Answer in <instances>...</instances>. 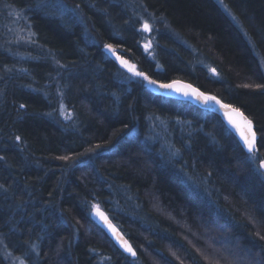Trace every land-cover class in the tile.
I'll list each match as a JSON object with an SVG mask.
<instances>
[{
  "label": "trees",
  "instance_id": "trees-1",
  "mask_svg": "<svg viewBox=\"0 0 264 264\" xmlns=\"http://www.w3.org/2000/svg\"><path fill=\"white\" fill-rule=\"evenodd\" d=\"M102 42L242 110L255 161ZM262 73L264 0H0V264H264Z\"/></svg>",
  "mask_w": 264,
  "mask_h": 264
},
{
  "label": "snow or ice",
  "instance_id": "snow-or-ice-1",
  "mask_svg": "<svg viewBox=\"0 0 264 264\" xmlns=\"http://www.w3.org/2000/svg\"><path fill=\"white\" fill-rule=\"evenodd\" d=\"M143 30L150 31V25L148 23H145L143 25ZM147 47H150V45H146V48ZM105 48L109 52H114L113 46L111 44H106ZM117 59H119V57H117ZM121 64L127 67L128 71L133 72L134 75L140 76L144 80H148L149 84H157L156 80L149 79V77L144 75L143 73L134 71V66L128 65L126 61H121ZM158 87L163 89H171L176 92H182L184 96L194 95L197 99H203L205 102L214 101L216 104H219L220 107L225 110V115L227 116L229 123L232 125L233 128H235L238 131L244 146L246 147L248 153L250 154V159L255 161L256 133L253 131V123L251 120L247 118V116L244 115V113L240 111L239 108H235L228 104H223L219 100H217L216 97L214 96H206L204 95V93L198 92L196 89L192 88L191 85H179L177 82H172V83H160L158 84ZM258 87H264V86H258ZM65 159L67 158L65 157ZM259 168L261 170H264V160L260 161ZM261 174L264 175V172H262ZM261 238L264 239V237ZM124 247L126 251L135 255L131 246L128 245L126 241L124 242Z\"/></svg>",
  "mask_w": 264,
  "mask_h": 264
},
{
  "label": "water",
  "instance_id": "water-1",
  "mask_svg": "<svg viewBox=\"0 0 264 264\" xmlns=\"http://www.w3.org/2000/svg\"><path fill=\"white\" fill-rule=\"evenodd\" d=\"M107 52L109 54H112L116 58L119 57V59H117L118 61H120V62L121 61H126L128 65L133 66L132 63L128 62L125 58L120 57V55H118L116 52H109V51H107ZM134 70H135V68H134ZM172 82H177L179 85H191L192 88L196 89L198 92L204 93V95H206V96H214L212 94H209V93H206V92L202 91L201 89H199L195 85H193V84H191V83H189L187 81L180 80V79H176V80H172V81H168V82H164V83H172ZM158 84H160V83L157 82V84H149V86L151 85L152 90L154 92H156V93L165 94V95H171V96L177 97L178 99H183V100H188V101L191 100L198 107L208 109L211 112L219 115L221 117V119L223 120V122L225 123V125L235 135H237V137L239 138V141L241 143V146H243L246 149V147L243 144V141L240 138V135H239L238 131L235 128H233L232 125L229 123L228 118L225 115V110L222 109L219 104H216L214 101L205 102L203 99H197L194 95H192V96H184L182 94V92H176V91L171 90V89L160 88V87H158ZM214 97H216V96H214ZM216 99L219 100L223 104H228V103H225L222 100H220L218 97H216ZM228 105H230V104H228ZM235 108H237V107H235ZM240 111L242 113H244L242 110H240ZM244 115L247 116L245 113H244ZM253 131H254V129H253ZM256 146H257V137H256ZM92 216L96 220V222L101 226L102 230L105 231L107 236L112 240V242L115 244V246L118 249H120L123 253H126L128 255H132V253L126 251V249L124 247V242L125 241L127 242L128 245H130L128 240L124 237L122 232L111 221V219L107 216V214L102 209L95 208L93 213H92ZM131 248H132V246H131ZM132 250H133V248H132ZM133 252H134V250H133Z\"/></svg>",
  "mask_w": 264,
  "mask_h": 264
},
{
  "label": "bare ground",
  "instance_id": "bare-ground-1",
  "mask_svg": "<svg viewBox=\"0 0 264 264\" xmlns=\"http://www.w3.org/2000/svg\"><path fill=\"white\" fill-rule=\"evenodd\" d=\"M22 39H23V37H21ZM174 41H176L175 39H174ZM178 43H180L179 41H178ZM106 44H110V43H107V42H102L101 43V46H102V48H103V50L105 51V52H107L108 50L105 48V45ZM113 46V45H112ZM116 48V47H115ZM114 47H113V49H114V52H116L118 55H120V57H122V58H124V56L117 50V49H115ZM108 53V52H107ZM109 54V53H108ZM127 60V59H126ZM128 61V60H127ZM128 62H130V61H128ZM131 63V62H130ZM133 64V66H134V68H135V70L134 71H137L136 70V65L134 64V63H132ZM125 67V66H124ZM262 76H263V79H264V73H262ZM173 80H176V79H173ZM181 80V79H180ZM172 81V80H171ZM158 83H164V82H162V81H157ZM146 84L149 86V83H148V81L146 82ZM150 87V89H151V91L152 92H154L153 90H152V88H151V85L149 86ZM154 93H156V92H154ZM156 94H159V93H156ZM160 95H163V96H165V97H167V98H171V99H176V100H178V98L177 97H174V96H171V95H165V94H160ZM190 102H192L191 100H189ZM193 103V102H192ZM202 109H205V108H202ZM206 110H208V109H206ZM208 111H210V110H208ZM211 112V111H210ZM213 113V112H212ZM249 119V118H248ZM229 129V128H228ZM254 129V128H253ZM230 130V129H229ZM231 131V130H230ZM254 131H255V129H254ZM232 132V131H231ZM233 133V132H232ZM256 133V132H255ZM234 134V133H233ZM234 136L236 137V140L238 141L237 143L240 145L241 143H240V141H239V138L237 137V135H235L234 134ZM256 137H257V135H256ZM243 147V146H242ZM243 149H245L244 147H243ZM256 149H257V146H256ZM246 150V149H245ZM247 151V150H246ZM248 152V151H247ZM261 161V160H260ZM260 161H259V163H260ZM258 168H259V164H258ZM259 170L261 171V173L262 172H264L263 170H261L260 168H259ZM95 208H100V209H102V207L101 206H98V205H95V206H93L92 208H91V217H92V219L96 222V220L93 218V216H92V213H93V211H94V209ZM106 214H107V216L110 218V216L108 215V213L104 210V209H102ZM111 219V218H110ZM111 221L114 223V221L111 219ZM97 223V222H96ZM98 224V223H97ZM115 225H116V223H114ZM99 225V224H98ZM100 226V225H99ZM117 226V225H116ZM118 227V226H117ZM100 228H101V226H100ZM102 229V228H101ZM118 229L120 230V228L118 227ZM103 232H104V234L107 236V234L105 233V231L104 230H102ZM121 231V230H120ZM122 232V231H121ZM122 234L124 235V233L122 232ZM108 237V236H107ZM124 237L127 239V237L124 235ZM109 238V237H108ZM109 240H111L110 238H109ZM128 240V239H127ZM111 242H112V240H111ZM128 242H129V240H128ZM113 243V242H112ZM114 244V243H113ZM129 244L132 246V244L129 242ZM114 246H115V244H114ZM116 247V246H115ZM117 248V247H116ZM132 248H133V250H134V253H135V249H134V247L132 246ZM118 249V248H117ZM121 253H123L120 249H118ZM124 255H126V256H128V257H130V258H133V257H135V255H128V254H126V253H123Z\"/></svg>",
  "mask_w": 264,
  "mask_h": 264
},
{
  "label": "rangeland",
  "instance_id": "rangeland-1",
  "mask_svg": "<svg viewBox=\"0 0 264 264\" xmlns=\"http://www.w3.org/2000/svg\"><path fill=\"white\" fill-rule=\"evenodd\" d=\"M127 70V72L130 74V75H132L133 74V72H130V71H128V69H126Z\"/></svg>",
  "mask_w": 264,
  "mask_h": 264
}]
</instances>
